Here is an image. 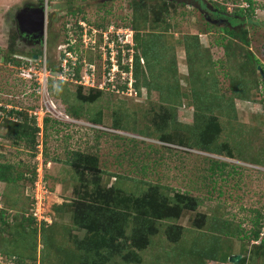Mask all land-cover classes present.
<instances>
[{
  "label": "rangeland",
  "instance_id": "374dc122",
  "mask_svg": "<svg viewBox=\"0 0 264 264\" xmlns=\"http://www.w3.org/2000/svg\"><path fill=\"white\" fill-rule=\"evenodd\" d=\"M253 2V19L240 22L248 32L247 46L223 30L228 21L239 20L238 10L248 11L247 0H204L201 7L166 6L163 0H0V164L19 178L0 181V213L9 214L11 223L0 243V264L100 259L87 247L88 241L102 240L101 234L79 227L74 217L77 204L92 202L98 187L114 191L110 206L121 218L128 216L122 219L128 233L144 210L138 202L152 191L170 205L177 192L189 194L197 205L179 217L156 219L148 244L129 247L123 256L110 254L111 244L94 245L110 256L107 264H232L236 255L242 256L239 264H264V0ZM27 5H44L57 15L44 46L52 76L64 27L74 22L72 8L86 9L92 25L134 13L136 92H105L82 103L75 85L50 79L46 95L24 79L19 68L32 47L19 41L22 51L13 58L9 51L16 19ZM219 6L226 8L221 18L207 16ZM46 98L50 122L42 118L39 126L34 114L46 109ZM34 125L40 129L36 135L29 128ZM207 130V138L214 134V139L206 151L201 134ZM164 136L169 140L162 141ZM78 154L96 156L102 172L76 167ZM35 190L42 202L39 219L33 215ZM23 214L36 222L21 235Z\"/></svg>",
  "mask_w": 264,
  "mask_h": 264
},
{
  "label": "trees",
  "instance_id": "16d2710c",
  "mask_svg": "<svg viewBox=\"0 0 264 264\" xmlns=\"http://www.w3.org/2000/svg\"><path fill=\"white\" fill-rule=\"evenodd\" d=\"M164 1V4L166 6L168 5H177V2H169V1ZM249 2L248 6V11L245 8H242L237 11L236 15L234 17H240L238 18L239 20L237 21H232L230 25H226L225 27L223 26V30L227 33V35H230L232 38L235 37L239 39L242 43L246 44L247 46L250 45V41L248 39V32L247 30L244 29V27H240V22L243 19H247L248 21H251L253 19V14L255 12L254 8V2L253 0H247ZM72 5L74 4L71 3ZM219 10L225 11L226 8L224 7H217ZM81 8H78V10H70L73 14H77V12H80ZM247 11V12H246ZM91 22V21H90ZM107 22H114L117 25H123V26H130L133 30L135 29V25L138 21L137 16L132 14L130 18L124 17L123 19L120 20H107ZM106 22L104 21V24ZM107 23V24H108ZM235 23V24H234ZM95 24H103L101 21L95 22ZM139 37L136 34V41H137V47H139L141 44H139ZM19 33L18 30H14V35H13V42L10 47V57L13 58V55L17 54L18 51H22L20 48L19 44ZM151 46L149 47L150 51ZM228 50V47H226ZM26 50V49H25ZM31 55H39L41 54L40 48H31ZM23 53V52H22ZM149 54L151 52H148ZM252 58L255 61L254 56L251 54L249 59L252 60ZM140 59L141 57L139 54H136V67L140 65ZM16 63H19L18 60H14ZM253 61V62H254ZM257 65H259V60L255 61ZM136 77H137V71L135 72ZM137 86V85H136ZM76 98L78 101H81L82 103L85 102H95L98 99H100L103 94L105 93L104 91L97 90V89H89L88 93H85L84 90H87L83 86H76ZM107 93V92H106ZM111 94V93H109ZM76 111V110H75ZM75 111L72 112L73 118L77 120H81L80 117H77L78 114L75 113ZM76 115V116H75ZM25 117H28L27 115ZM50 122V118L48 116L45 118V124L48 125ZM27 125V123H25ZM215 129L218 127V125H214ZM30 131L33 135H36L40 129L39 127H29ZM215 131V130H213ZM207 135H210L208 133V130L205 131L204 133L201 134V140L202 144L205 147H202L203 150H209L207 147L212 143V140L214 139V134L210 136V138H207ZM213 138V139H212ZM169 138L163 137L164 142L168 141ZM79 158L77 161L74 163V165L78 168H81L84 172H90L92 174H100L102 170L99 168L98 164V158L95 157H89V156H84V154H78ZM92 165L89 166L90 161H92ZM83 162V165H82ZM9 168V165L7 164H0V181H4L6 183H15L19 178H14V175L11 174L10 171L7 170ZM100 179V178H98ZM33 180V179H31ZM92 202H85L83 206H79V203L77 204L75 208V219L76 223L79 227L91 232H97L100 233L102 236V240L96 238L95 240L88 241V244L90 245L87 247L88 253L91 252H97L98 256L100 259H95L92 264H107L109 261L107 259L110 258V256L104 252L98 251L94 245L100 244L101 246H106L107 244L112 245V250L113 252L110 254H120V256H123V252L127 250L129 247H138L142 248L148 244L147 241V236L155 234L156 229L154 228L153 222L156 221V219L159 218H172V217H179L181 212L183 210H191L196 208V201L192 198H189V194H184L177 192L174 195L173 200L175 201L174 205H170L169 202L170 200L164 195H162L158 190L152 191L148 194H146L141 201L138 202V210L144 207V210L142 212H139L140 214V219L136 220V224L133 225L131 228L130 233L127 232V227L125 228L124 226L126 223L122 220L123 218H128L125 215L123 218L120 216V212L117 210L114 211L116 208H112L110 206V202L115 199V193L112 189H109L107 191H103L100 187L96 189L92 193ZM106 205V207H103ZM113 209V211L111 210ZM108 212V214L105 213ZM6 215V216H5ZM5 211H1L0 213V243L4 242L3 234L5 230L9 229V226L11 223L9 222ZM117 217H114V216ZM128 215V214H126ZM142 215V216H141ZM21 223L20 227L22 228L21 230V235H24L26 233L25 227L29 224V226L33 223H35V218L33 216H27L26 214H23L21 217ZM139 218V217H138ZM121 219V220H120ZM123 221V222H121ZM45 223V222H44ZM254 237L256 240L260 238V231L255 232ZM122 241L120 242V240ZM261 245L263 248L264 246V238L261 240ZM99 245H97L98 247ZM128 257V256H127ZM91 261V260H90ZM86 263V262H85Z\"/></svg>",
  "mask_w": 264,
  "mask_h": 264
},
{
  "label": "built area",
  "instance_id": "2783aa9c",
  "mask_svg": "<svg viewBox=\"0 0 264 264\" xmlns=\"http://www.w3.org/2000/svg\"><path fill=\"white\" fill-rule=\"evenodd\" d=\"M64 28L65 40L57 49L59 60L52 69L54 76L48 72L49 59L45 51L38 59L30 57L26 64L20 66L19 71L24 79H31L46 95L50 79H54L56 83H69L111 94L136 92L134 30L130 26L112 23L107 28H101L78 19L68 22ZM97 60L99 61L96 62ZM49 101L46 98V109L34 114L39 126L42 118L43 122L51 112ZM57 110L58 106L54 103L55 114ZM65 118L70 120L66 114ZM37 185L39 186L38 182L35 183V189L38 188ZM38 195L40 194H36L35 190L33 200L37 208L35 207L33 215L39 219L38 209L42 202ZM42 219L48 221V218Z\"/></svg>",
  "mask_w": 264,
  "mask_h": 264
},
{
  "label": "water",
  "instance_id": "95a60500",
  "mask_svg": "<svg viewBox=\"0 0 264 264\" xmlns=\"http://www.w3.org/2000/svg\"><path fill=\"white\" fill-rule=\"evenodd\" d=\"M177 3H184L200 7V4L195 0H169ZM17 24L22 32H27L39 41L43 40L46 33V9L45 6H27L24 10H21L17 17ZM38 58V56H35ZM261 70V67H259ZM242 256L236 255L231 257L230 262L232 264H239Z\"/></svg>",
  "mask_w": 264,
  "mask_h": 264
},
{
  "label": "flooded vegetation",
  "instance_id": "af4514ba",
  "mask_svg": "<svg viewBox=\"0 0 264 264\" xmlns=\"http://www.w3.org/2000/svg\"><path fill=\"white\" fill-rule=\"evenodd\" d=\"M196 2H198L199 4H201L202 5V3H203V1L204 0H195ZM201 5H200V7H201ZM27 6H33V5H27ZM204 7H208L209 5L207 4H205V5H203ZM87 7V6H86ZM74 10H77V9H74ZM100 12L99 10H96V12ZM209 12H211L210 13V15L209 14H207V16L208 17H211V16H214V18L217 20V19H219V18H221L222 17V15H223V12H222V10H219L218 8H211V9H209ZM80 14L81 13V15H83L82 16V18H81V20L82 19H84L85 21H87L89 24L91 23L90 21V19H89V17H88V15H87V11H86V9H85V11L83 10V8H81L80 9V12H77V14ZM49 19V20H48ZM57 19V15H56V13L55 12H49V11H47V32H46V35H48V39H49V32H50V29H51V27L53 26V23L54 22H56V21H54V20H56ZM69 19L70 20H72L73 19V21L75 22V21H77L78 19H79V16L77 17L76 16V14H73L72 12H70V16H69ZM226 20H227V17H226ZM228 21V20H227ZM92 22H98L97 20L96 21H92ZM105 24H104V22H102L103 24H100V26H101V28H107L109 25H111L113 22H107V19L105 20ZM72 23V22H71ZM108 23V24H107ZM224 24H225V22H223ZM68 24V23H67ZM230 25L231 24V21H228L227 22V25ZM94 25H97V24H94ZM98 26V25H97ZM17 30H18V33H19V39H20V41H23V42H27L33 49H35V48H37V47H40V50H42L43 51V43L44 42H42V40L41 41H39L38 39H36L35 37H33L32 35H30L29 33H27V32H22L21 30H20V28H19V26H18V24H17ZM49 41V40H48ZM28 45V46H29ZM41 51V54H39L38 55V58L39 57H41L42 55H43V52Z\"/></svg>",
  "mask_w": 264,
  "mask_h": 264
},
{
  "label": "clouds",
  "instance_id": "9594fccd",
  "mask_svg": "<svg viewBox=\"0 0 264 264\" xmlns=\"http://www.w3.org/2000/svg\"><path fill=\"white\" fill-rule=\"evenodd\" d=\"M46 16H47V12H46ZM46 32H47V23H46ZM46 37H47V35H46V33H45L44 38H43V40H42V42H44V43H43L44 46L48 43V42H47L48 40L45 41V40H46ZM44 46H43V47H44ZM41 51H42V50H41ZM42 52H43V54H44V52H45V47H44V49H43ZM47 54H48V53H47ZM35 56H38V55H33V56L31 55V57H34V58H35ZM35 59H38V58H35ZM1 258H2V257H1ZM0 263H1V262H0ZM2 263H3V262H2Z\"/></svg>",
  "mask_w": 264,
  "mask_h": 264
}]
</instances>
